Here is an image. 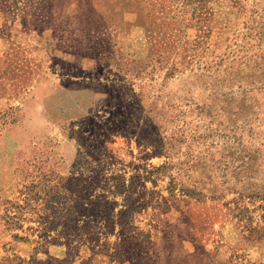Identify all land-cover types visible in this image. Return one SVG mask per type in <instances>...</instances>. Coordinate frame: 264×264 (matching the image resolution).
<instances>
[{"label":"rangeland","instance_id":"1","mask_svg":"<svg viewBox=\"0 0 264 264\" xmlns=\"http://www.w3.org/2000/svg\"><path fill=\"white\" fill-rule=\"evenodd\" d=\"M0 264H264V0H0Z\"/></svg>","mask_w":264,"mask_h":264}]
</instances>
